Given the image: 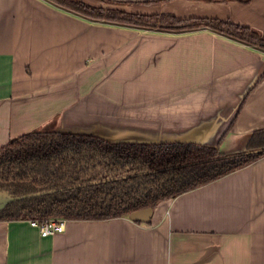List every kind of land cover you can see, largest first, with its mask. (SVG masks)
I'll list each match as a JSON object with an SVG mask.
<instances>
[{"label":"crops","instance_id":"0c3cea01","mask_svg":"<svg viewBox=\"0 0 264 264\" xmlns=\"http://www.w3.org/2000/svg\"><path fill=\"white\" fill-rule=\"evenodd\" d=\"M83 1L264 33V0ZM53 118L62 132L234 154L264 128V48L205 27L147 29L0 0V147ZM0 264H264V156L161 201L149 223L67 220L42 237L28 220L0 221Z\"/></svg>","mask_w":264,"mask_h":264},{"label":"trees","instance_id":"16d2710c","mask_svg":"<svg viewBox=\"0 0 264 264\" xmlns=\"http://www.w3.org/2000/svg\"><path fill=\"white\" fill-rule=\"evenodd\" d=\"M49 1L92 20L171 31L205 27L264 48V33L217 17L180 18L173 13L130 12L83 0ZM262 156L264 128L252 132L244 150L225 154L218 144L114 141L91 133L62 132L57 128V118H53L0 147V192L22 196L0 206V221L129 216L135 210L154 209L161 201L216 180Z\"/></svg>","mask_w":264,"mask_h":264},{"label":"built area","instance_id":"2783aa9c","mask_svg":"<svg viewBox=\"0 0 264 264\" xmlns=\"http://www.w3.org/2000/svg\"><path fill=\"white\" fill-rule=\"evenodd\" d=\"M30 224L38 228L42 237L54 235L63 232L66 228L67 219L65 218H51L48 220L39 221L37 219L29 220Z\"/></svg>","mask_w":264,"mask_h":264},{"label":"water","instance_id":"95a60500","mask_svg":"<svg viewBox=\"0 0 264 264\" xmlns=\"http://www.w3.org/2000/svg\"><path fill=\"white\" fill-rule=\"evenodd\" d=\"M40 193H37V194H40ZM21 197L22 196H12L7 192H0V206L6 204L8 201H12L16 198H21ZM152 213H153V208L148 207V208H143V209H139V210H135L131 212L129 214V217L134 221L149 223L152 218Z\"/></svg>","mask_w":264,"mask_h":264}]
</instances>
